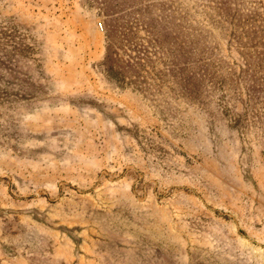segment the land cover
Masks as SVG:
<instances>
[{
    "label": "rangeland",
    "instance_id": "rangeland-1",
    "mask_svg": "<svg viewBox=\"0 0 264 264\" xmlns=\"http://www.w3.org/2000/svg\"><path fill=\"white\" fill-rule=\"evenodd\" d=\"M263 32L264 0H0V264H264Z\"/></svg>",
    "mask_w": 264,
    "mask_h": 264
},
{
    "label": "trees",
    "instance_id": "trees-1",
    "mask_svg": "<svg viewBox=\"0 0 264 264\" xmlns=\"http://www.w3.org/2000/svg\"><path fill=\"white\" fill-rule=\"evenodd\" d=\"M219 3H220V4H223V6H225V4H226V3L222 2V1H220ZM263 33H264V32H263ZM202 55H203V54H201L200 57H202ZM199 60H200V59H199ZM199 60H195V61H196V65L198 66V68H199L200 70L202 69V71H207V72H208V66H215L213 61H212L211 65H209V64H204V62L199 61ZM262 62H263V61H262ZM262 62H260L258 65H260ZM203 65H206L204 69L202 68ZM208 73L210 74V72H208Z\"/></svg>",
    "mask_w": 264,
    "mask_h": 264
},
{
    "label": "built area",
    "instance_id": "built-area-1",
    "mask_svg": "<svg viewBox=\"0 0 264 264\" xmlns=\"http://www.w3.org/2000/svg\"><path fill=\"white\" fill-rule=\"evenodd\" d=\"M100 28H101V26H100Z\"/></svg>",
    "mask_w": 264,
    "mask_h": 264
}]
</instances>
